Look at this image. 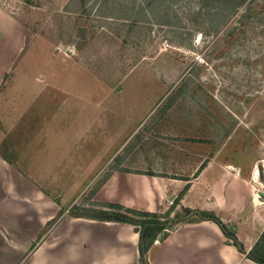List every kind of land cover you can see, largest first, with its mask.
<instances>
[{
  "label": "rangeland",
  "instance_id": "rangeland-1",
  "mask_svg": "<svg viewBox=\"0 0 264 264\" xmlns=\"http://www.w3.org/2000/svg\"><path fill=\"white\" fill-rule=\"evenodd\" d=\"M238 1L0 0L23 33L0 73L1 150L67 138L35 178L75 213L119 165L179 176L216 156L264 189V0ZM14 52L4 39L0 58Z\"/></svg>",
  "mask_w": 264,
  "mask_h": 264
},
{
  "label": "crops",
  "instance_id": "crops-1",
  "mask_svg": "<svg viewBox=\"0 0 264 264\" xmlns=\"http://www.w3.org/2000/svg\"><path fill=\"white\" fill-rule=\"evenodd\" d=\"M6 22L0 24V44L5 39L15 52L10 60L0 58V73L22 49V30L12 41ZM49 133L43 130L28 147L16 145L15 153L7 146L14 157L0 148V264H143L133 225L75 217L65 196L50 194L35 178L49 174L48 164L70 152L67 138ZM39 154H45V160L38 165ZM120 166L94 193L91 200L96 204L164 213L186 189L177 207L215 211L232 224L245 249L240 251L213 220L185 222L150 247L149 264H260L247 255L264 231V189L257 186L256 171L250 176L216 156L201 157L194 171L179 176L157 169L136 173Z\"/></svg>",
  "mask_w": 264,
  "mask_h": 264
},
{
  "label": "trees",
  "instance_id": "trees-1",
  "mask_svg": "<svg viewBox=\"0 0 264 264\" xmlns=\"http://www.w3.org/2000/svg\"><path fill=\"white\" fill-rule=\"evenodd\" d=\"M246 1L247 0H239L238 4L241 5ZM185 191L186 189L180 193L176 199H174L172 205L164 213L141 211L118 203H95L94 207H89L87 209V213L80 215L75 213L74 210H76V208L70 212L71 215L75 217L129 223L133 225L134 230L139 233L138 249L140 253V259L143 264H149L147 261V252L157 240H164L169 235V233L177 229L181 223L197 222L201 220L215 221L217 224H219L223 232L231 239L232 243L236 245L240 251L245 252L243 244L237 237L235 228H232V224L225 223L215 211L182 207V209L187 212V215H193L197 217V219L186 220L184 222H175L171 218L172 213L176 210V207L180 203V199ZM57 219L58 218H55L51 223H49L48 228H50L52 224L57 221ZM172 223L175 224L171 227ZM247 255L256 262L264 264V231Z\"/></svg>",
  "mask_w": 264,
  "mask_h": 264
},
{
  "label": "water",
  "instance_id": "water-1",
  "mask_svg": "<svg viewBox=\"0 0 264 264\" xmlns=\"http://www.w3.org/2000/svg\"><path fill=\"white\" fill-rule=\"evenodd\" d=\"M260 196H261V197H264V191H261V192H260Z\"/></svg>",
  "mask_w": 264,
  "mask_h": 264
}]
</instances>
